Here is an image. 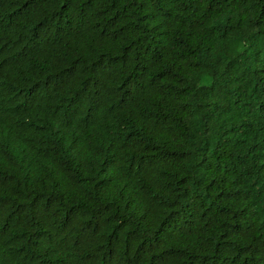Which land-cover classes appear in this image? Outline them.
Returning <instances> with one entry per match:
<instances>
[{
  "label": "trees",
  "instance_id": "obj_1",
  "mask_svg": "<svg viewBox=\"0 0 264 264\" xmlns=\"http://www.w3.org/2000/svg\"><path fill=\"white\" fill-rule=\"evenodd\" d=\"M0 264H264V0H0Z\"/></svg>",
  "mask_w": 264,
  "mask_h": 264
}]
</instances>
